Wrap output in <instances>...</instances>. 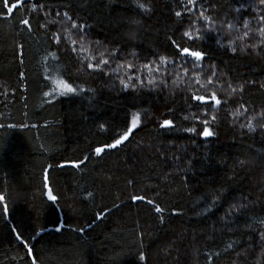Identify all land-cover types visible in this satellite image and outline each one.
Returning <instances> with one entry per match:
<instances>
[{"label":"trees","instance_id":"16d2710c","mask_svg":"<svg viewBox=\"0 0 264 264\" xmlns=\"http://www.w3.org/2000/svg\"><path fill=\"white\" fill-rule=\"evenodd\" d=\"M197 2L215 5L206 14L213 16L218 31H205L197 23L203 39L194 41L182 35L195 18L184 10L187 0H28L8 19L0 14V193L8 206L7 217L0 207V264H31L13 228L27 238L38 264H209V256L211 264H264V243L258 236L264 231L259 223L264 220V130L259 127L264 123V47L241 52L239 41L235 53L227 47L242 33L243 20L249 19L254 28L257 9L264 8L258 0ZM65 11L86 25L89 41L118 49L113 68L125 59L139 64L158 55L178 58L172 40L203 49L205 75L214 64L224 83L242 86L231 96L230 90L218 93L227 103L211 124L214 135L204 138L183 130L192 121L182 119L187 91L171 84L175 66L168 67L172 77L167 89L145 85L136 91L122 90L118 81L113 87L112 76L82 68L71 39L64 38L65 25L39 26L58 19L57 12L62 20ZM21 19L31 20V31ZM221 19L233 21L241 33L220 27ZM53 31L62 37L59 45L50 39ZM251 42H257L256 36ZM18 44L23 45L22 55ZM53 77L85 91L44 97L55 87ZM237 109L254 118V131L240 127L246 118L233 123L230 113ZM137 112L141 125L127 141L100 157L92 154L125 130ZM163 119H173L175 126L160 128ZM101 123L106 125L103 132ZM85 154L89 158L83 165L59 167ZM46 168L59 197L55 204L42 195ZM213 193H222V198L205 211ZM133 194L162 206L163 223L151 205L133 202ZM232 205L243 207L233 212ZM105 208L110 211L93 223ZM80 227L83 233L74 231ZM140 251L146 260H140Z\"/></svg>","mask_w":264,"mask_h":264},{"label":"snow or ice","instance_id":"6c2138e0","mask_svg":"<svg viewBox=\"0 0 264 264\" xmlns=\"http://www.w3.org/2000/svg\"><path fill=\"white\" fill-rule=\"evenodd\" d=\"M28 0H0V14H3L4 19H8L11 15H14L15 11L20 10ZM261 8H264V0H258ZM141 10H146L144 4H139ZM43 9V5H41ZM215 5L206 2H200L198 4L197 0H187V4L184 6V10L195 17L189 23L188 29L184 30L182 35L188 41H194L203 39L201 30L196 27L197 23L202 22L204 25L205 31H218L216 26V21L210 13V10H214ZM31 10L36 11L37 5L32 3ZM195 10V11H194ZM258 15L254 18L256 23L253 28L249 19L243 20L242 33L241 28L236 26V24L231 21H224L221 19L220 27L227 29L229 32L235 30L237 33H241L235 36L232 40L228 41V50L235 53L237 48L235 46L236 41L240 42V51H245L246 48H251L253 51H256L260 47H264V12H261L257 9ZM198 13V15H197ZM60 13L57 12L56 16L58 19L55 20H46L45 23H41L39 26L41 29H47L48 25H65L63 31L65 33V39H71V51L76 56L79 64L86 66V69L89 73H102L104 77L112 76L114 78L113 87H115V81H118L122 90H133L136 91L140 87L145 85L149 86L152 89H155L157 86H162L164 89L168 88V81L172 77V74L168 72V67L175 66L177 70V75L175 78H171V84L173 87L182 88L187 91L188 98L185 103L187 105L184 110V115L182 119L186 121H192V126L186 127L183 130L187 133H196L197 135L208 138L214 135V132L211 130V124L218 119L217 112L222 104H226L227 100H222L219 96V92L225 90H230L229 95L236 93L242 86H236L232 83H224V81L217 76V68L213 64L210 66V73L205 75V69L203 61L207 56V53L203 49H190L187 46H181L175 40H172V46L179 53V57L175 59H170L165 55H158L155 60H150L147 62H140L139 64L135 63L133 60L125 59L124 62H117L116 67H112V63L116 60L119 52L118 49L109 50L106 46L102 47L101 42L96 41L92 42L88 40L86 35V25L84 23H77L76 20H73L69 13L65 11L63 13L62 20L59 19ZM176 17H181V11H176L174 13ZM45 16L47 14L45 13ZM21 25L27 28L29 31L32 30V23L30 19H21L19 21ZM70 25V28L67 26ZM256 36L257 42H251L252 37ZM52 43L59 45L62 37L59 35L58 31H53L50 37ZM171 39V38H170ZM87 41V43H86ZM79 46V50L77 49ZM20 49L21 55L23 52V45H17ZM53 59H55L54 53H49ZM135 58H138L136 53H131ZM191 65V68L188 67ZM163 68V74L161 69ZM107 69V70H106ZM182 72V75L180 74ZM191 72V75L189 73ZM23 76V74H21ZM159 77V78H158ZM52 84L55 86L51 92L45 91L43 93L44 97H68L75 96L79 93L85 91L83 87L75 85L72 82H69L66 79L53 77ZM92 91V89H88ZM51 102V101H47ZM240 108H245L244 104L240 105ZM169 111H173L169 109ZM234 118L233 123H236L239 118H246L247 124H240V127H247L249 132L254 131L253 127V117L247 115V110L240 112L239 109L230 113ZM260 114H257L259 116ZM141 125V114L139 112L133 113L130 117V121L125 130L118 132L116 137L112 139L111 143H105L103 146H98L92 149V154L96 157H100L102 153L107 149H116L120 147L125 141H127L134 130ZM202 126V131L198 130V127ZM20 127H25V125H19ZM175 126L173 119H163L159 123V127L162 129H172ZM4 127L3 124H0V128ZM7 127L12 128L16 125L9 124ZM260 129L264 130V123L259 125ZM99 130L101 132L106 130V125L101 123L99 125ZM89 158L88 154H85L83 159H78L76 161H67L62 162L59 167L63 168L70 165L71 167H79L85 163ZM241 165L243 161L239 162ZM52 165H49L51 168ZM49 169H44L43 177V193L42 195L53 204L58 203V194H55L54 189L51 187L49 175ZM131 185L133 182L128 181ZM92 193H88V196H91ZM222 198L217 196L215 193L212 195L211 204L209 207L205 208V211H211V208L215 206L218 200ZM133 202H146L148 205L152 206L153 211L158 214V219L163 223L164 217L163 213L165 209L160 206L156 201L151 198H147L144 195L133 194L131 196ZM0 207H2L3 214L5 217L8 215V206L6 203V196L3 193H0ZM117 207V205H113ZM242 205H232L230 210L237 211ZM110 211L105 208L104 211L97 212L95 216V221L100 220L106 212ZM175 214V210H173ZM264 225V220L259 221ZM91 224L86 225V227H91ZM42 230V229H41ZM57 232L61 230L60 227L55 229ZM74 231H79L83 233L85 231L84 227L74 229ZM13 234H15V239L20 244L23 245V248L26 250V256L31 258V264H38L36 258L34 257L32 248L27 242V238L24 237L23 233H20L17 229H12ZM39 235V232L36 233ZM143 236V233H140ZM259 241L264 243V231L258 233ZM143 247V245H141ZM139 258L141 261L146 260V254L144 251H140ZM23 259V258H21ZM212 257H208L209 264H211Z\"/></svg>","mask_w":264,"mask_h":264}]
</instances>
